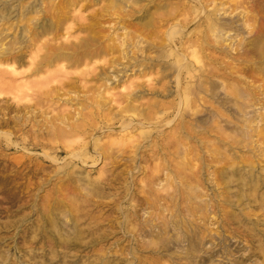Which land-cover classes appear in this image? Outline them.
I'll return each mask as SVG.
<instances>
[{"label": "rangeland", "instance_id": "rangeland-1", "mask_svg": "<svg viewBox=\"0 0 264 264\" xmlns=\"http://www.w3.org/2000/svg\"><path fill=\"white\" fill-rule=\"evenodd\" d=\"M147 1L142 0L144 7L141 8L134 3L130 6L111 8L107 1L97 2L85 9L75 8L67 13L73 20L70 18L60 26L57 24L58 13L45 9L40 0L38 3L22 0V5L27 7L22 15L15 0H0V7L4 5L7 9L0 14V50L11 48L13 56H16L14 66L17 75L14 85L26 81L24 75L29 68L28 60L35 51L34 47L41 42H59L65 40V36L69 40H76L94 34L101 45L112 46L108 53L91 59L85 58L84 62L78 65H69L64 61L55 62L54 66L48 67V71H54L65 65L63 70L70 74L83 73L86 87L76 88L78 91L82 90L79 97L74 93H68L61 96L62 101L54 95L53 101L57 107L54 105L55 109L46 115L44 113L41 116L36 115L30 124L37 120L44 122L45 117L57 112H69L75 118L81 105L86 106L82 111L85 114L91 112L93 118L90 120L97 125L92 132L93 137H98L99 146L103 150H108V154L106 158L101 159L96 151L98 149H93V140L90 148L88 147L90 156L96 158L93 163L88 161L85 164L78 159L71 161L69 156L63 153L45 170L36 175L27 174L26 177L30 178L29 182L33 184L27 185L24 200H21L13 185L11 188L9 185L0 184V264H260L263 259L264 185L254 191L238 190V183L233 177L228 179L226 174L215 176V173L217 174L215 168L224 161L221 153L226 145L220 144L218 135L213 132L202 134L201 140L195 138L190 140V144L195 146L200 155L199 160H193L192 163L195 164V168L199 164L203 168L202 171L199 170V179L202 183L191 190L192 197L199 192L198 201L204 199L208 209L199 210L192 215L186 210L189 209L190 203L180 202L177 208L184 207V214H179L180 209L173 212L176 213L175 217L179 223L185 221L180 220L182 217L193 219V222H201V230L206 236L194 247L185 239H181L180 242L176 240L185 232L182 224H178L182 225L181 228H173L170 224L164 236L177 242H168V247L164 248V245L161 249L154 243L157 242L160 247L161 244H166V241L161 237L157 238L155 232L137 235L131 231L136 220L145 217L148 211L140 209L133 213L131 190L133 187L145 189L144 186L151 175L156 176L153 188L159 189L167 184L169 191H175L176 202L180 200L176 187L179 178L174 175L180 159L177 155L160 148L165 142L162 135L170 132L173 125L147 122L142 116L137 115L138 110L124 109L125 101L122 102L123 99L118 96L120 92H125L126 88L138 91L134 95L135 104L140 107L142 104L143 107L151 104L152 110L156 111L160 107L155 103L164 105L175 94L173 78L170 74L160 77L159 73L163 70L160 66L151 68L146 75H141L138 71L142 67L137 64L139 61H146L145 57L155 56L160 51L170 53L169 47L158 48L146 44L150 41L158 42L166 37V29L168 30L170 26L160 21L164 10L156 9L152 5L153 2ZM261 5L264 6V3ZM31 6L34 7L33 12H29ZM228 13L229 11L221 17L230 18L234 15ZM75 21H82L85 24L96 22V26L80 30L77 29ZM138 21L144 22V26H137ZM41 23L47 24L41 26ZM68 25L71 27L65 30L64 27ZM42 27L51 30H42ZM192 27L194 26H188L187 31ZM242 35L247 34L242 31ZM123 39L126 45H121ZM16 48L22 49L23 53L18 55L14 52ZM167 59L173 62L171 55ZM9 65L10 62L6 61L0 65V69L9 70ZM99 65L109 66L110 71L113 69L119 71H111L113 73L111 74L107 73V70L106 75H112V78L101 84L100 80L96 81L92 77V74L98 73ZM143 71L147 72L146 69ZM116 73L118 77H115ZM102 76L104 77V74ZM130 82H133L132 85ZM140 82L149 83L152 91H145L138 85ZM162 90L163 94H160L159 91ZM2 96L4 98L0 100V116L5 112L13 114L9 109L13 101L12 95L0 94V97ZM68 97L71 99L65 102L64 99ZM27 99L32 101L30 97H25V101ZM256 109L254 106L248 108L251 112L255 110L257 113ZM145 111L141 110L139 113ZM30 112L31 110L25 115L30 116ZM134 112L136 114H133ZM161 113L159 111L157 115L160 116ZM225 113L231 114L227 111ZM203 115L207 116V112ZM88 116L89 114L86 117ZM102 117L106 120L107 126L99 128ZM126 123L128 128L123 126ZM253 126H257L255 128L258 130L263 127L260 123ZM27 128L19 130L17 136L22 138L30 135ZM231 129L223 127L225 133L241 140L242 134L236 133V128ZM125 135L126 138L123 137ZM256 138L253 135L249 142ZM257 144L260 145L261 152L259 149L254 154L260 152L261 164H264V145ZM232 147L233 150H228L227 154L235 151L236 154L231 158L236 157L235 160L238 162L241 158L253 156L247 148L241 149L237 144ZM110 148L114 149L113 152H110ZM1 150L0 167L6 164L5 160L9 158H11L9 161L19 160L24 153L43 154L42 150H23L19 147ZM170 151L172 152L171 149ZM23 160L25 159L22 158L21 162ZM257 166L255 171L264 175V167L260 169V166ZM69 172L75 181L71 184L72 190L64 185L62 189H56L54 183L65 180ZM186 174H190V171L186 170ZM47 178L50 181L44 182ZM97 178L98 191H94L92 182ZM40 181L42 183L38 185ZM73 187L82 190L79 193L72 192ZM186 192L190 190L184 189L183 194ZM251 194L255 201L253 198L251 200L246 198ZM225 197L228 198L227 201H223ZM190 200L193 201L191 198ZM162 214L166 218L171 217L170 210H165ZM75 218L78 220L74 221ZM149 241L154 243L150 244ZM148 244L150 245L146 246Z\"/></svg>", "mask_w": 264, "mask_h": 264}, {"label": "bare ground", "instance_id": "bare-ground-1", "mask_svg": "<svg viewBox=\"0 0 264 264\" xmlns=\"http://www.w3.org/2000/svg\"><path fill=\"white\" fill-rule=\"evenodd\" d=\"M15 1L19 4V11L22 15L27 7L22 5V0ZM38 1L32 0L35 3ZM101 1H107L111 8L130 6L132 3L137 4L136 6L140 8L144 7L141 3L142 0H58L56 2L40 0V3L44 4L45 9L58 13L57 24L63 26L71 18L67 14L69 11L75 8L85 9ZM148 2H153L152 5L156 9L164 10L160 21L168 23L170 26L168 30L166 29V37L164 36L158 42L150 41L146 44L158 48L169 47L170 53L166 54L160 51L155 56L145 57L146 61L142 60L137 64L142 67L138 71L141 75H146L151 68L160 66L163 69H160V77L170 74L173 78L175 94L164 105L155 103L160 107L156 111L152 110L151 104H147L146 107H143V104L141 107L135 104L134 95L138 91L126 88V91L120 92L118 96L123 99L122 102L125 101L124 109L138 110L137 115L142 116L147 122L154 121L173 125L170 132L162 135L165 142L160 148L177 155L180 159L174 170V175L179 178L176 187L179 190L180 200L176 202L175 191H169L167 184L162 185L159 189L153 188L156 176L151 175L144 186L145 189L140 190L133 187L131 190L130 200L133 201L131 204L133 213H137L140 209L148 210L145 217L136 220L131 231L137 235L155 232V236L163 238L166 244H161L159 247L157 242L149 241V243L157 244L161 249L164 245V248H167L169 243L180 242L181 239H185L196 247L197 243H200L201 239L206 236V233L201 230V222H193V219L182 217L179 219L185 221L179 223L178 218L175 217L176 213H173L180 209L179 214H184V207L177 208L180 202L190 203L189 209L186 210H189L192 215L199 210L208 209L204 199L198 201L199 192H196L192 197L191 190L202 183L199 179V170L202 171L203 168L200 164L195 168V164L192 163L193 160H199L200 155L195 146L190 144V140L194 138L201 140L202 134L206 132L217 134L219 143L226 145V148L221 153L224 161L215 168L217 172L215 176L226 174L228 179L233 177V180L238 183V190L250 189L254 191L264 185V175L255 171L258 168L257 165L260 166V169L264 167L260 159L261 148L257 144L264 145V6L261 5L264 0H176L174 2L171 0H158L157 2L148 0ZM33 9L34 7L31 6L29 12H33ZM6 10V7L2 5L0 14ZM227 11H229L228 15L232 13L234 15L230 18L221 17V15H226ZM71 19L73 20V18ZM44 24L47 23H41V26ZM75 25L80 30L92 29L96 26V22L85 24L82 21H75ZM138 25L144 26V22L138 21ZM190 25L194 27L187 31V27ZM69 27L71 26L68 25L64 28L67 30ZM41 29L51 30L43 27ZM242 31H245L247 35H242ZM237 36H239L238 39H236ZM95 37L93 34L69 40L65 36V40L59 42H41L34 47L35 51L28 60L29 68L24 75L26 81L17 85L13 84L17 75L14 66L16 56H13L11 48L0 50V65L2 66L6 61L11 64L9 70L0 69V94H11L13 99L9 108L13 114L5 112L0 116V150L19 147L23 150L43 151L42 155L23 152L24 154L20 156L19 160L14 161H9L11 158L8 157L9 159H4L6 164H2L0 167V184L9 185L11 188L14 186L21 200L26 197L27 185L33 184L29 182L30 178L26 177L27 174L36 175L45 170L46 167L53 165V161H57V158L63 153L68 155L71 161L78 159L85 164L88 161L93 163L96 158L93 159L88 152L93 140V149H98L95 150L98 151L101 159L106 158L108 154V150H103L99 146L98 137H93L92 132L95 131L97 125L90 120L93 118L91 112L87 113L89 116L86 117L87 114L82 111L86 106L81 105L75 118L69 112H57L45 117L44 122L37 120L30 124L33 121L32 118L37 117L36 115L41 116L43 113L46 115L48 112H52L55 106L57 107L53 101L54 95L57 99H62L61 96L68 95V93L80 96L82 90L78 91L76 88L86 87L83 73L80 75L70 74L63 70L65 65L54 71H48V67L54 66L55 62L64 61L69 65H78L83 63L85 58L98 57L112 49V46L101 45ZM124 42L123 39L121 45H126ZM14 52L18 55L23 53L19 48H16ZM170 55L173 62L166 60ZM110 66L113 65L110 64ZM98 67V73L92 74V77L104 84L112 78V75H106L105 72L108 70L107 73H111L112 70H109V66L99 65ZM144 69L147 72L143 71ZM2 71L4 72L2 73ZM118 71L113 69L112 72ZM158 72L156 71V73ZM115 77H118L117 73ZM132 83L130 82V85ZM138 85L147 92L152 91L149 83L140 82ZM159 93L163 94V90ZM25 97H30L32 101L28 99L25 101ZM2 98L4 96L0 97V100ZM70 99L71 97H68L64 100L67 102ZM253 106L257 108V113L255 110L253 112L248 110ZM95 108L97 109V107ZM30 110V116H26L25 113ZM141 110L148 111L139 113ZM159 111L162 112L160 116L157 115ZM225 111L231 112V114H226ZM204 112H207V116L203 115ZM258 123L263 125L259 130L255 128L257 126H253ZM106 126V120L102 117L99 128ZM123 126L128 128L127 123ZM224 126L236 128V133L242 134V139L239 140L235 136L225 133ZM3 128L5 130H2ZM24 128H27L30 135L20 138L17 136V132ZM253 135L257 138L249 142ZM126 136L123 137L126 138ZM86 138L88 140H85ZM118 144H116L117 147L121 148ZM235 144L241 149L247 148L253 156L241 158L239 162L235 160L236 157L231 158L236 152L232 151L229 154L227 152L233 150L232 146ZM256 144L257 146H255ZM259 149L260 152L254 154ZM113 150L110 148V152ZM22 158L25 160L21 162ZM186 170H189L190 174H186ZM71 175L69 172L65 180L61 179L62 182L54 183L56 189H62L64 185L72 190L71 184L75 181ZM49 181V178L44 179V182ZM41 183L42 181L38 185ZM98 183V178L93 180L94 191H98L96 186ZM184 189H189L190 192L183 194ZM7 190L9 191L8 188ZM67 190L71 191L68 188ZM81 190L73 187L72 192L79 193ZM239 195L243 194L239 193ZM225 198L223 201L228 200L227 197ZM246 198L250 200L253 198L255 201L252 194ZM165 210L171 211V217L166 218L162 214ZM177 216L179 217V215ZM77 220L78 218L74 219V221ZM170 224L173 228H181L183 225L185 229V232L176 238L177 241L164 236L167 234ZM260 264H264V257Z\"/></svg>", "mask_w": 264, "mask_h": 264}]
</instances>
